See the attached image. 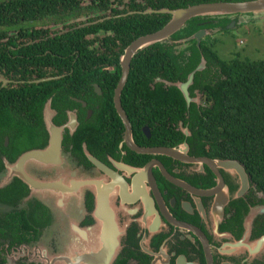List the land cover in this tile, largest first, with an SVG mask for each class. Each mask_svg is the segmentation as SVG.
I'll return each instance as SVG.
<instances>
[{
  "label": "flooded vegetation",
  "instance_id": "obj_1",
  "mask_svg": "<svg viewBox=\"0 0 264 264\" xmlns=\"http://www.w3.org/2000/svg\"><path fill=\"white\" fill-rule=\"evenodd\" d=\"M182 1L0 0V91L11 92L0 94V260L5 264H43L14 254L43 237L53 239L56 254L75 252L79 264L93 263L90 259L102 257L104 245L115 240L112 264H264V190L243 163L216 155L200 138L190 106L202 116L205 92L193 80L188 90L197 101L188 106L184 98L180 118L164 110L167 116L155 121L139 82L132 95H123L140 52L158 43L184 55L201 43L220 48L233 42L231 31L242 28L240 16L258 13L194 17L198 30H206L199 44L179 42L198 31L181 29L141 47L128 63L120 93L128 126L115 105L127 48L165 26L171 15L160 10L190 5L170 7ZM246 1L253 0L200 3ZM163 15L167 22L149 31L150 21ZM187 76L175 81L156 76L148 86L175 87L162 80L185 82ZM59 138L48 155L24 162L25 176L43 183L58 179L54 192L40 188L35 199L20 170L12 173L8 167L26 151ZM95 175L101 180L109 175L99 198L89 183ZM49 204L56 216L53 230Z\"/></svg>",
  "mask_w": 264,
  "mask_h": 264
},
{
  "label": "trees",
  "instance_id": "obj_2",
  "mask_svg": "<svg viewBox=\"0 0 264 264\" xmlns=\"http://www.w3.org/2000/svg\"><path fill=\"white\" fill-rule=\"evenodd\" d=\"M202 1L204 0H184L174 6L171 4L170 7H183ZM167 19L168 15H163L151 20L148 30L161 28ZM199 27L194 18L188 21L183 31L190 34ZM127 28L132 27L128 25ZM164 45L166 44H155L133 58L123 95H132L139 82L142 100L148 102V108L151 109L149 115L153 116V121L166 115L164 110H171L175 119L180 118L182 111L186 109V102L178 88L164 89L161 84H156V88L152 90L148 82L156 76L171 81L185 79L199 64L203 55L207 66L195 73L194 86L205 92L207 106L203 109L202 116L193 104L190 106L191 116H197L200 138L207 141L205 143L209 145L210 151L216 155L243 163L258 187L264 190V59L251 60L238 54L228 60L222 59L215 48H204V43H201L199 49L191 45L187 48L190 52L188 55L171 52ZM36 86L28 85L30 88ZM9 92L8 89H2L0 94ZM4 100L10 102L7 97ZM0 264H5V261L0 260Z\"/></svg>",
  "mask_w": 264,
  "mask_h": 264
},
{
  "label": "water",
  "instance_id": "obj_3",
  "mask_svg": "<svg viewBox=\"0 0 264 264\" xmlns=\"http://www.w3.org/2000/svg\"><path fill=\"white\" fill-rule=\"evenodd\" d=\"M160 12L169 13L171 15V18L169 21L165 24L163 28L160 30L148 34L146 36H143L135 41H133L130 46L126 50V61L124 63L123 68V74L121 76L120 82L118 87L116 88L115 92V105L117 110L119 111V114L121 115V118L124 120L126 125L128 126V119L126 117L125 112L123 111V108L120 103V93L123 88V86L126 83V79L128 76V63L132 56L136 53V51L142 49L141 47H144L146 45H151L156 42H161L168 37H170L172 34L176 33L177 31L183 29L188 21L194 17L199 16H206V15H216V14H233V13H262L264 12V0H253V1H246V2H213V3H200V4H194L189 5L185 8H178V9H162ZM206 34V30L201 29L189 36L186 39L180 40L181 41H187L191 39H196L197 44L200 43L201 36ZM207 60L203 55H201V59L197 67L191 71L188 76L187 80L185 82H168L165 80H162L163 82L174 85L177 87L181 93L183 94L187 105L189 106L191 101H197V98H193L189 94L188 87L192 84L194 80V75L197 71H201L206 67ZM130 132V131H129ZM61 139L59 138L57 141L52 140L49 145H47L43 149H32L29 151H26L25 153L21 154L18 158V160L10 165L8 167V170L13 173V168H16V170H20L19 178L24 180L31 189V195H33V198L37 199L38 196H40V188H46L47 190L55 191V187L57 185V180H48L45 181V183L38 181L37 179L33 178L31 175L29 177L25 176L26 174L22 171L24 170V162L26 160H38L40 158L45 157L50 153V151L54 148H58V145L60 144ZM58 144V145H57ZM45 149V150H44ZM135 150L138 152H147L145 149H138L135 147ZM54 164V162H51ZM97 163V162H96ZM233 163L238 164V162L233 161ZM50 163H45L44 165H47V167L53 165ZM99 167H102L99 164H96ZM241 167V166H240ZM104 169V168H102ZM17 170V171H18ZM112 175V174H111ZM114 176V175H113ZM108 177L104 176V180H101L102 178H98L96 175L94 176L93 180H89V183L93 187L94 194L96 198L101 197L104 195V191L107 189L108 184ZM111 180L114 179V177H110ZM67 188L65 185H63V189ZM91 189V188H90ZM30 195V196H31ZM50 207V220L52 222L51 229L53 228L54 222L56 220V216L54 214V206L52 204L48 205ZM53 211H52V210ZM112 237L115 238V235ZM75 245V243H73ZM118 244V243H117ZM116 240L114 243H110L108 246L106 244L104 245L105 251L107 253L103 252V256L97 255V257H100L99 259L91 258L90 260L93 263L90 264H112L116 257ZM70 245V244H69ZM54 248V241L53 239L49 237H43L42 239L38 238L36 241L32 243H28L22 250H16L14 254L17 255V258L29 257V261H35V262H41L43 264H59L60 261H65L66 264H79L77 262V256L75 255V252H73L74 255H68V254H56V251L53 250ZM91 250L89 249V252ZM6 264H10L9 260Z\"/></svg>",
  "mask_w": 264,
  "mask_h": 264
},
{
  "label": "rangeland",
  "instance_id": "obj_4",
  "mask_svg": "<svg viewBox=\"0 0 264 264\" xmlns=\"http://www.w3.org/2000/svg\"><path fill=\"white\" fill-rule=\"evenodd\" d=\"M238 24L242 28L231 31L233 42L228 40L226 45L215 48L219 56L227 60L236 54L251 60L264 59V12L248 16V18L240 16ZM216 30H210V32L215 34ZM178 47H181V45ZM179 49L174 48V50Z\"/></svg>",
  "mask_w": 264,
  "mask_h": 264
}]
</instances>
